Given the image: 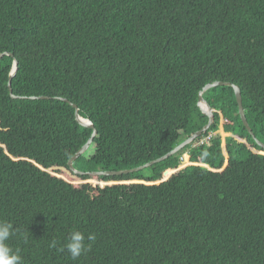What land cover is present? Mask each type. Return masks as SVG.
I'll return each instance as SVG.
<instances>
[{
	"label": "trees",
	"instance_id": "obj_1",
	"mask_svg": "<svg viewBox=\"0 0 264 264\" xmlns=\"http://www.w3.org/2000/svg\"><path fill=\"white\" fill-rule=\"evenodd\" d=\"M0 222L22 264H264V0H0ZM18 62L11 89L8 75ZM184 156V158H183ZM73 231L89 250L67 251ZM95 240L88 241V234Z\"/></svg>",
	"mask_w": 264,
	"mask_h": 264
},
{
	"label": "water",
	"instance_id": "obj_2",
	"mask_svg": "<svg viewBox=\"0 0 264 264\" xmlns=\"http://www.w3.org/2000/svg\"><path fill=\"white\" fill-rule=\"evenodd\" d=\"M11 56L12 54L8 53V52H3L0 54V59L3 56ZM17 66H18V62L16 59H13L12 62V67L11 70L9 72L8 75V82H7V86H8V91L10 94V97L13 99H31V100H45V99H50L49 97L46 96H39V97H20V96H15L12 93V89H11V82L12 79L14 78V76L16 75V71H17ZM230 86L232 87L233 91H234V95H235V99H236V103H237V107H238V114L239 117L241 119V122L243 124V126L245 127V129L247 130L248 134L252 137V139L254 140V142L261 147L262 149H264V143H262L259 139H257L255 137V135L253 134L247 120L245 117V113H244V109L242 106V99H241V92L240 89L237 85L231 84L229 82H219V81H215L213 83L210 84H206L201 91H199L198 93V103L197 106L200 108L201 112L207 116L208 118V122L205 126H203L200 130L194 132L192 135H190L187 139H185L183 142H181L178 146H176L174 149H172L170 152H168L167 154L153 160L150 161L148 163H145L141 166L135 167V168H131V169H124V170H119V171H96V172H84V171H79L77 169H75L73 167V162L78 159L89 147V145L91 144L93 138L96 136L97 131L94 127V125L92 124V122L89 119L83 118L80 116L79 114V109L77 107L76 104H73L71 102H69L67 99L64 98H59L56 97L55 99L64 101V102H68L71 104V106L74 109V118L75 121L82 127L85 128H89L92 130L91 132V136L90 138L87 140V142L72 156L70 157V159L67 162V166L70 169V171H72L74 174L77 175H95V176H116V175H121V174H130V173H135L141 170H144L146 168L151 167L152 165L159 163L165 159H167L169 156H172L174 154H176L177 152L183 150L186 146L191 145L192 143L195 142V140H197V138H199L204 132H206L209 127L213 124L214 122V116H213V111L211 109V107L209 106V104L206 102V100L203 98V94L208 91L211 88L217 87V86Z\"/></svg>",
	"mask_w": 264,
	"mask_h": 264
},
{
	"label": "clouds",
	"instance_id": "obj_3",
	"mask_svg": "<svg viewBox=\"0 0 264 264\" xmlns=\"http://www.w3.org/2000/svg\"><path fill=\"white\" fill-rule=\"evenodd\" d=\"M14 228L11 223L0 222V264H22V258L18 251L14 252L6 243L10 236L14 234ZM88 241H94L95 235L89 233ZM85 236L80 231H73L70 235L69 242L66 245L72 259H77L83 252L90 249L91 245L84 243Z\"/></svg>",
	"mask_w": 264,
	"mask_h": 264
},
{
	"label": "rangeland",
	"instance_id": "obj_4",
	"mask_svg": "<svg viewBox=\"0 0 264 264\" xmlns=\"http://www.w3.org/2000/svg\"><path fill=\"white\" fill-rule=\"evenodd\" d=\"M183 158H184V156H183Z\"/></svg>",
	"mask_w": 264,
	"mask_h": 264
}]
</instances>
